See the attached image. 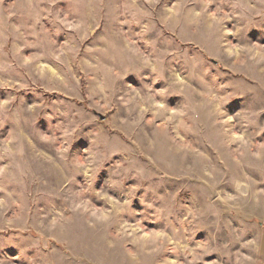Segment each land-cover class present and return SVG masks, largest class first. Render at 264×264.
<instances>
[{
    "label": "rangeland",
    "instance_id": "1",
    "mask_svg": "<svg viewBox=\"0 0 264 264\" xmlns=\"http://www.w3.org/2000/svg\"><path fill=\"white\" fill-rule=\"evenodd\" d=\"M0 264H264V0H0Z\"/></svg>",
    "mask_w": 264,
    "mask_h": 264
},
{
    "label": "water",
    "instance_id": "2",
    "mask_svg": "<svg viewBox=\"0 0 264 264\" xmlns=\"http://www.w3.org/2000/svg\"><path fill=\"white\" fill-rule=\"evenodd\" d=\"M103 117V115H101Z\"/></svg>",
    "mask_w": 264,
    "mask_h": 264
}]
</instances>
